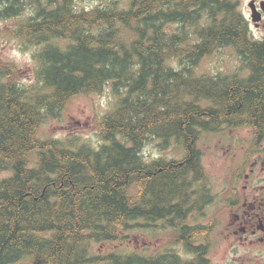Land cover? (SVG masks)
Here are the masks:
<instances>
[{"label":"trees","instance_id":"trees-1","mask_svg":"<svg viewBox=\"0 0 264 264\" xmlns=\"http://www.w3.org/2000/svg\"><path fill=\"white\" fill-rule=\"evenodd\" d=\"M76 1L0 0V22L22 18L11 34L36 62L27 85L0 58V264H210L213 225H191L212 204L197 144L226 127L264 135V44L239 0ZM228 48L248 79L197 74ZM107 87L98 146L39 137L71 101ZM153 138L182 160L147 162ZM155 224L170 237L156 253L125 247Z\"/></svg>","mask_w":264,"mask_h":264},{"label":"rangeland","instance_id":"rangeland-1","mask_svg":"<svg viewBox=\"0 0 264 264\" xmlns=\"http://www.w3.org/2000/svg\"><path fill=\"white\" fill-rule=\"evenodd\" d=\"M108 1L111 0H77L76 7L78 10L103 8L107 6ZM249 2L250 0H240L244 13L248 18H251L247 8ZM23 14L24 18H27L29 11ZM20 20L22 18L0 22V58L17 65L21 69V80L29 85L33 81L36 67V62L33 59L34 50L33 48L29 51L24 50V46L11 34ZM253 33L256 36L262 34L254 27ZM238 66L237 56L232 49L228 48L205 59L196 72L199 76L218 71L231 73L235 72ZM113 103L114 98L110 87H107L102 94L76 98L71 101L67 111L63 112L58 119H50L44 123L38 135L41 139L80 138L81 143L98 146V120L111 109ZM243 134L247 136L249 133L243 131L240 135ZM242 145L243 142L236 136V132L219 138L213 134L205 135L199 142V149L202 151V164L212 196V205L204 209L203 217L198 221H192L191 225L196 223L205 226L213 225V232L210 235L211 251L208 257L210 264H264V248L248 249L234 245V240L227 231V213L221 212L222 205L220 204L227 201L232 176L245 158L247 150H243ZM143 156L147 162L180 161L183 158V150L176 149V146L170 147L167 151L162 150L161 143L153 138L147 142ZM165 230H161V224L141 228L134 232L132 237L129 236L125 240L124 243H128L125 247L138 252L146 249L149 250V254H154L170 238ZM120 245L119 243L115 245L103 244L96 246L95 249L104 253L107 250L119 248ZM179 254L187 259L184 252Z\"/></svg>","mask_w":264,"mask_h":264},{"label":"flooded vegetation","instance_id":"flooded-vegetation-1","mask_svg":"<svg viewBox=\"0 0 264 264\" xmlns=\"http://www.w3.org/2000/svg\"><path fill=\"white\" fill-rule=\"evenodd\" d=\"M241 5L239 0L238 9L243 13L249 24L251 37L255 42L264 44V0H250L247 8L251 18L247 17ZM255 12L260 16L259 24L253 22L252 16ZM253 27L262 32L261 36H256L253 33ZM237 60L239 66L235 72L218 71L203 76L215 77L219 82L234 80L231 84H234L235 80L248 79L251 73L240 71L243 65L240 62L241 58L238 56ZM243 131L249 134L247 136L244 134L240 135ZM235 132L236 136L243 142V150L247 151L245 152L242 165L232 176L227 201L220 204L222 205L221 212L227 213V231L229 236L233 238L234 245L248 249L264 248V135H255L252 129L245 127L241 129L226 127L213 133V135L219 138ZM202 137H205V135ZM200 141L201 139L197 144L198 149ZM200 152L202 154L201 150Z\"/></svg>","mask_w":264,"mask_h":264},{"label":"water","instance_id":"water-1","mask_svg":"<svg viewBox=\"0 0 264 264\" xmlns=\"http://www.w3.org/2000/svg\"><path fill=\"white\" fill-rule=\"evenodd\" d=\"M263 9H264V6H263ZM252 18H253V22L254 23L259 24V22H260L261 19H260V16H259V14L257 12H255L253 14Z\"/></svg>","mask_w":264,"mask_h":264}]
</instances>
